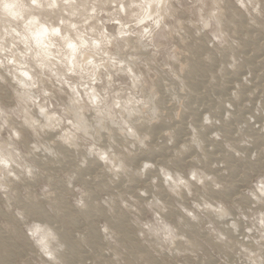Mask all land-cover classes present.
<instances>
[{
    "label": "clouds",
    "instance_id": "obj_1",
    "mask_svg": "<svg viewBox=\"0 0 264 264\" xmlns=\"http://www.w3.org/2000/svg\"><path fill=\"white\" fill-rule=\"evenodd\" d=\"M0 264H264V0H0Z\"/></svg>",
    "mask_w": 264,
    "mask_h": 264
}]
</instances>
